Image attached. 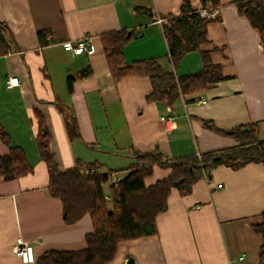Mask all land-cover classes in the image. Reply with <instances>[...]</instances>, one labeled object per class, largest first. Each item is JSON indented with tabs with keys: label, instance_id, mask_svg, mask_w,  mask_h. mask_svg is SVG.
<instances>
[{
	"label": "crops",
	"instance_id": "0c3cea01",
	"mask_svg": "<svg viewBox=\"0 0 264 264\" xmlns=\"http://www.w3.org/2000/svg\"><path fill=\"white\" fill-rule=\"evenodd\" d=\"M185 1L203 10L200 0H0V23L11 34L5 42L8 53L0 56V132L25 153L34 170L12 182L0 180V264H25L13 252L19 238L34 246L39 259L49 251L85 249L86 236L93 232L89 215L67 224L62 202L49 194L50 173L36 143L34 111L47 123L61 171L94 163L100 171L124 178L132 152L159 151L183 159L236 149L243 142L232 131L241 126L257 125L258 139L264 140L260 34L231 0H221L219 19L207 28L209 43L174 66L163 22L180 15ZM113 32L137 33L124 49L128 64L155 59L165 72L183 77L199 73L200 52H208L226 79L171 107L149 102V77L113 79L101 42L102 35ZM84 38L92 40L89 53L65 50L67 43ZM83 71L91 74L81 78ZM10 77L20 85L7 89ZM70 78L75 79L72 93ZM71 113L79 131L75 138L67 128ZM162 117H172L173 126ZM9 152L0 134V158ZM171 172L156 167L146 186ZM263 215L264 164L236 170L220 165L190 195L174 190L167 211L157 218V234L120 244L109 264H128L130 259L134 264H260L263 238L254 227L263 223Z\"/></svg>",
	"mask_w": 264,
	"mask_h": 264
},
{
	"label": "trees",
	"instance_id": "16d2710c",
	"mask_svg": "<svg viewBox=\"0 0 264 264\" xmlns=\"http://www.w3.org/2000/svg\"><path fill=\"white\" fill-rule=\"evenodd\" d=\"M203 10L214 13L223 5L221 0H200ZM250 21L252 27L260 34L264 50V0H231ZM139 12L147 9L137 8ZM202 17L201 11L194 10L189 1L181 5V14L170 16L163 22V30L169 47V58L177 66L185 56L201 51L209 43L208 25L218 20ZM43 33H39L42 43ZM135 32L107 33L101 42L111 75L115 81L130 77H149L153 91L148 96L149 102L174 106L181 98L197 94L209 86L226 78L221 67L212 63L208 52H200L202 70L194 75L177 77L167 73L155 59L128 64L124 49L134 39ZM11 34L6 25L0 23V56L8 53ZM91 72L83 71L81 78ZM75 79L68 80V91L73 92ZM37 119L38 134L36 143L40 157L46 162L50 173L49 194L63 204L64 220L72 225L89 215L93 232L86 236V248L80 251H49L37 259L35 264H109L117 253L120 244L154 236L158 232L157 218L168 209L169 197L176 190L187 196L194 185L201 179H209L214 168L225 165L240 169L249 163L264 164V140L258 139L257 125L241 126L232 131V136L241 140L243 145L236 149L197 155L183 159H170L164 153L156 151L151 154L132 152V163L126 169L128 175L115 186L109 175L110 171H93L94 163L78 165L72 169L59 170L51 151V135L44 117L34 111ZM71 138L79 136L77 121L73 115L67 121ZM215 132L229 135L213 128ZM1 139L9 147V155L0 158V180L12 182L33 173L25 153L13 147L9 137L1 131ZM156 167L171 169V175L147 187L145 180L151 177ZM98 168V167H97ZM109 187L106 198L105 187ZM262 236L263 247L260 252V264H264V215L263 223L254 227Z\"/></svg>",
	"mask_w": 264,
	"mask_h": 264
},
{
	"label": "built area",
	"instance_id": "2783aa9c",
	"mask_svg": "<svg viewBox=\"0 0 264 264\" xmlns=\"http://www.w3.org/2000/svg\"><path fill=\"white\" fill-rule=\"evenodd\" d=\"M217 12L218 11L214 13L213 12L209 13L207 11H201V16L208 17V18H215V16L217 15ZM162 22L163 20H159V23H162ZM91 48H92V40L90 38H84L83 40L75 42V43L69 42L65 45V50L68 52H72L75 55L89 53ZM19 85H20V81L17 77H10L6 81L7 89H13L15 87H18ZM200 103H205V101L199 102V104ZM160 120L164 122L168 127L169 125L173 126L174 124V119L172 117H169V118L162 117ZM197 156L201 158V154H197ZM93 171H100V169L96 167ZM109 177L111 178V181L115 186H118V184L122 180V178L118 177L116 173H111ZM106 198L110 199L109 197H106ZM13 252L16 255H18L21 258L22 262L25 264H35L37 261V257L34 252V246L30 243L25 242L21 238L17 240L16 245L13 247Z\"/></svg>",
	"mask_w": 264,
	"mask_h": 264
},
{
	"label": "water",
	"instance_id": "95a60500",
	"mask_svg": "<svg viewBox=\"0 0 264 264\" xmlns=\"http://www.w3.org/2000/svg\"><path fill=\"white\" fill-rule=\"evenodd\" d=\"M128 264H134L133 260H129Z\"/></svg>",
	"mask_w": 264,
	"mask_h": 264
}]
</instances>
